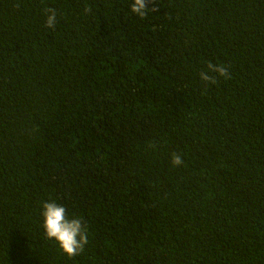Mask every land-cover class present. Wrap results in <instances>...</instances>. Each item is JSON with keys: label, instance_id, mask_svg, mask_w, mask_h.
<instances>
[{"label": "trees", "instance_id": "obj_1", "mask_svg": "<svg viewBox=\"0 0 264 264\" xmlns=\"http://www.w3.org/2000/svg\"><path fill=\"white\" fill-rule=\"evenodd\" d=\"M132 3L0 0V264H264V0Z\"/></svg>", "mask_w": 264, "mask_h": 264}, {"label": "clouds", "instance_id": "obj_2", "mask_svg": "<svg viewBox=\"0 0 264 264\" xmlns=\"http://www.w3.org/2000/svg\"><path fill=\"white\" fill-rule=\"evenodd\" d=\"M149 0H133L130 5V11L141 18L145 16L147 3ZM91 7L86 6L85 13L91 12ZM45 27L54 29L57 23V13L53 8H46ZM200 80L205 84V88L209 84H215L218 77L230 79L228 67L224 64H214L208 62L206 71L199 73ZM173 166H179L183 163L180 154L173 153L171 156ZM42 228L47 239L54 241L61 251L69 258L80 255L85 246L88 244L87 226L82 222L81 218H68L66 208L58 205L54 201L42 202Z\"/></svg>", "mask_w": 264, "mask_h": 264}]
</instances>
